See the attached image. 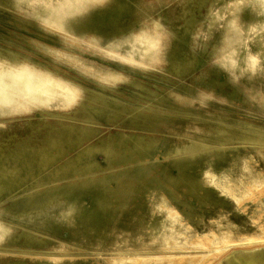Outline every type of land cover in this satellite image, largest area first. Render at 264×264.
Instances as JSON below:
<instances>
[{
    "label": "rangeland",
    "instance_id": "374dc122",
    "mask_svg": "<svg viewBox=\"0 0 264 264\" xmlns=\"http://www.w3.org/2000/svg\"><path fill=\"white\" fill-rule=\"evenodd\" d=\"M0 1V67L14 59L23 72L35 66L55 80L51 100L16 99L0 109V147L20 145L7 162L20 175L0 221L14 229L6 236L30 242L49 233L47 247L58 257L0 248V264H112L102 255L157 252L169 219L167 209L154 206L158 192L199 231L221 225L235 238L259 234L264 143L228 140L218 127L260 128L264 135V0ZM159 104L165 112L150 107ZM150 118L156 129L136 127ZM68 120L76 122L72 129ZM81 138L111 142L78 154ZM138 138L157 143L141 147ZM192 141L205 143L192 153L172 152ZM69 154L82 155L77 174L63 168ZM207 168L218 171L227 192L205 182ZM53 200L62 203L24 210ZM263 242L227 255L214 251L197 264H224L236 252L264 250ZM199 246L193 251H207Z\"/></svg>",
    "mask_w": 264,
    "mask_h": 264
},
{
    "label": "bare ground",
    "instance_id": "6f19581e",
    "mask_svg": "<svg viewBox=\"0 0 264 264\" xmlns=\"http://www.w3.org/2000/svg\"><path fill=\"white\" fill-rule=\"evenodd\" d=\"M105 1H107V0H105ZM24 3H25V1H24ZM30 3H33V2H30ZM33 8H35V7H33ZM234 31H236V30H234ZM233 35L235 36L234 33H233ZM35 43H37V42H35ZM114 52H115V50H114ZM19 63H21V62L12 59L10 67H5V66L0 67V109L1 110L9 109L8 107H6L9 104H11L10 107H14V104H16V99L32 98L36 101H43V100H51L53 98L52 93H51V91H52L51 85L55 82V80L51 79V77L48 76V74L44 70L39 69L38 67H35V66H32L33 69L29 68L31 70L29 73H25L21 70V68H19V67H21L20 66L21 64H19ZM72 86L76 87V85H73V84H72ZM182 98L177 97V99H179V100H182ZM183 100L185 101V99H183ZM150 107L153 111H159V112L160 111L161 112L166 111V109H164L161 104L150 105ZM167 111H169V110H167ZM178 111H179V113L180 112L181 113H185V112L191 113V111H185L182 109H179ZM175 113L178 114L177 112H175ZM170 116H172V115H170ZM201 117H203V116H201ZM114 118H115V116L111 120H113ZM54 119H56V118H54ZM66 122H67V120L62 121V123H65V124H66ZM69 122L71 124L70 128L72 129V127L74 126L72 124H76V122H73V121H69ZM157 123L158 122L155 118H150V119L146 120L145 122H143L142 124L136 125V127H139L140 129L141 128L142 129L147 128L148 132H150L149 128L156 129L157 127H155V125ZM245 123L248 124L249 122H245ZM28 124H31V122H29ZM34 126H35V124H34ZM94 126H97V125H94ZM98 126L101 129H105V130L107 129V128H105L106 126H102V125H98ZM156 126H158V125H156ZM256 126L261 127V125H256ZM231 127L228 125L220 126V127H218V130L225 131L226 132L225 138H227V139L228 138H237V139L252 141L253 143L259 144L260 147H261V144L264 143V135L261 132L262 129H260V128L254 130V129H252V127L244 126V128L242 129V127L238 125L239 129H238V131L237 130L235 131V130L231 129ZM95 129H98V128H95ZM136 129H138V128H136ZM147 129H145V130H147ZM159 133H160V131H159ZM85 134H88V133H85ZM93 140H95V139H89V140L84 141V139L81 138V141H79V142L75 141V142H77L76 144H78V145H76L78 149H80L81 145L83 148L81 150V152L77 151L76 153L80 154L83 151H86L88 149H93L96 147L101 148L102 146L107 145L108 143L111 142V140H110V142H107L105 144H101V143L94 142ZM195 140H197V139H195ZM228 140H230V139H228ZM228 140H227V142H228ZM238 141H240V140H238ZM45 142H46L45 147L48 149V146H49L48 144L50 143V140L45 139ZM138 142L140 143L141 147H149L153 143H157L156 140H153V141H148L149 143H147V144L146 143L143 144L142 138H138ZM200 142L201 141H199V142L192 141L191 143H189V145H186V146L177 145L172 150V152H181L182 150H186V151H191V153H192L196 148H198V146H204L205 142L204 143H200ZM16 145H17V143H13V142H10V146H8V145L6 146V144H5L4 146H6V149H7L6 151H5V149L3 150L2 147H0V207H1V209L7 207L6 198L9 196L10 191L12 189V186L15 183V180L20 175V170L18 168L11 166V165H8V163H7L8 160H11V156L13 155V153L17 151L16 148L18 146H20V145H17V146ZM213 148H215V147H213ZM38 149L43 150L40 148H38ZM47 149H44L43 151H45V153H46ZM81 159H82V155H77V156H75L74 154L68 155V157L65 161V164L63 165V168L65 169V172L67 175H73V174H77L79 172V170L81 168L79 162ZM211 166H212V164H211ZM202 176L205 178V180H206L205 182L214 184V188H215V186H217L218 189H221V192L222 191L227 192L228 190H225V189H230V187L224 181L221 180L222 178L219 176L218 171L207 168L202 172ZM256 176H259V175H256ZM254 184H255V181L250 180L247 183V187L253 186ZM188 188L189 187L187 186V189ZM244 191H245V189L242 190V192H244ZM158 193H159L158 198H157L156 203H154V206L158 207V208L164 207L165 209H167L168 210V217H169V219H167L168 221L166 223L165 222L163 223V229H164L163 231L164 232L160 233L163 237L162 245L159 246L160 250H158L157 252L150 250V249L144 250V251L139 250V249H133V250H128V251H120L119 250L120 252H113L112 254H109V255H102L103 258L108 257V259H110L112 264H197L198 261L200 262V260H203V262H205V260H207V259H212L214 257V253H215L214 251L217 252L216 256L218 254L227 255V253H229L231 251L230 249L234 246H237L240 244H248V243H252V242L254 244V242L260 241V240L264 241V224L259 225V228H258L259 234L238 233L240 235L239 238H235V233L230 227H222L221 225H218V229H215L214 227H209L206 230L199 231L190 222L185 221L183 219L182 214L179 211V209L171 202V200L169 198H167L165 196L164 193H162V192H158ZM233 195L237 196L235 193H233ZM261 195H262V193H261ZM30 196L32 197L33 194H30ZM4 197H5V199L3 200ZM60 203H62V201H59V200L47 201L44 204L38 205L36 208L34 206H30V207H25L24 210L26 211V213H29V212L35 213L36 211L41 210V209L53 208L54 205H58ZM75 204H76V202H72L70 210H73L75 208ZM7 210L10 213H14V212H11L9 210V208H7ZM15 213H17V212H15ZM17 214H19V213H17ZM11 230H14L12 226L7 225V224H3L0 221V240H3V239L7 240L4 245L0 246L1 250L4 251L5 254L11 252L8 250L9 248L10 249L13 248V249H19L20 251H18L16 253H20V254H25V255L34 256V257H36V256L46 257V258H50L52 260L58 259V257L56 255H53V253H52L53 251H51L47 247L48 239L51 238V235L49 233L38 234L41 236L42 240L30 242V241L26 240L25 237L17 238V237H13L12 235L6 236V233L7 232L10 233ZM156 236L157 235H155L153 237L155 238ZM183 236L185 237V239H182ZM201 242L204 244V249L207 251L206 252L193 251V249L197 250V248L200 247L199 245L201 244ZM257 244H259V243H257ZM161 247H163V249H161ZM167 248H168V250H167ZM243 248H245V247H243ZM243 248H241V249H243ZM249 250H251V249H249ZM98 252L99 251H97V253ZM105 253H107V252H105ZM236 260L239 261L240 264H246V263L247 264H264V250L252 251V252H248V254L236 252L234 254L228 255L226 257V261L224 264H234V262ZM50 262H52V261H50ZM203 262H201L200 264H203Z\"/></svg>",
    "mask_w": 264,
    "mask_h": 264
}]
</instances>
